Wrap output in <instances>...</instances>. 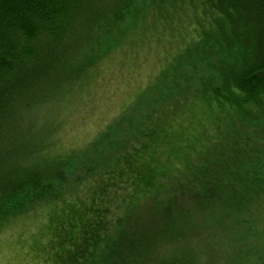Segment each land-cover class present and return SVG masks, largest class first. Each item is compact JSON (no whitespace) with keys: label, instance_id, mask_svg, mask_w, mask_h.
Instances as JSON below:
<instances>
[{"label":"trees","instance_id":"trees-1","mask_svg":"<svg viewBox=\"0 0 264 264\" xmlns=\"http://www.w3.org/2000/svg\"><path fill=\"white\" fill-rule=\"evenodd\" d=\"M127 45L146 58L159 49L147 85L84 146L43 154L64 126L45 113ZM194 110L205 127L177 132ZM146 144L172 168L161 208L189 201L204 223L193 236L226 264H264V0H0V225ZM180 255L151 264L194 258Z\"/></svg>","mask_w":264,"mask_h":264},{"label":"rangeland","instance_id":"rangeland-1","mask_svg":"<svg viewBox=\"0 0 264 264\" xmlns=\"http://www.w3.org/2000/svg\"><path fill=\"white\" fill-rule=\"evenodd\" d=\"M154 50L146 58V50L123 49L92 82L84 87L82 81L77 82V96L68 98L66 107H53L43 117L54 125H64L63 131L50 138L60 139L63 147L43 154L77 149L95 137L157 72L160 53L156 47ZM187 114L173 122L177 132L205 127L201 111ZM142 146L138 157L112 163L28 215L0 225V264H151L166 252L183 253L181 259L191 253L194 258L189 264H226L217 243L193 236V230L204 223L189 201L184 205L187 208L181 209V205L171 212L161 208V189L172 169L168 153H161L162 146L160 152L150 150L148 144ZM181 230H189L191 240L174 242Z\"/></svg>","mask_w":264,"mask_h":264}]
</instances>
